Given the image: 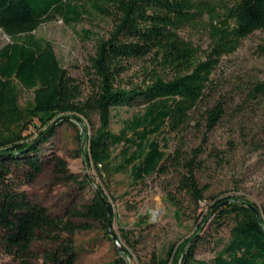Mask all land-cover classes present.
Listing matches in <instances>:
<instances>
[{
	"label": "trees",
	"instance_id": "trees-1",
	"mask_svg": "<svg viewBox=\"0 0 264 264\" xmlns=\"http://www.w3.org/2000/svg\"><path fill=\"white\" fill-rule=\"evenodd\" d=\"M89 7L110 18L112 26L97 39L85 81L62 65L50 40L33 31L56 18L67 25L77 23ZM188 25L207 30V48L182 35ZM0 28L11 36L0 48V253L11 256L16 264L76 261L74 236L83 226L53 215L22 188L43 170V145L57 126L64 121L77 124L71 119L60 121L43 137L65 114L89 122L91 134L78 137L87 144V160L102 174L127 172L139 184L167 171L169 163L183 164L187 173L181 184L199 206L205 198L195 176L199 149H193L187 159L185 138L193 122L211 131L223 119L225 95L212 106L206 104L204 110L200 105L222 88L216 75L224 57L264 29V0H0ZM133 61L147 62L140 82L123 77ZM16 82L33 92L24 105ZM233 86L234 92H245V101L264 97V80ZM135 106L140 112L124 119L120 130L114 131L113 109ZM31 125L38 127L34 138L26 133ZM172 134L178 139L173 154L166 151ZM161 135L163 143L158 139ZM54 159L59 171L67 170L63 158L54 155ZM104 197L108 205L96 191L90 202L72 209L71 215L99 220L108 233V206H113ZM169 198L181 219V207L173 196ZM226 199L231 201L224 203ZM250 204L255 203L243 197H223L209 205L203 222L214 215L217 229L230 227L228 240L212 259L197 255L202 244L211 242L198 234L200 225L190 237L171 243L165 255H154L152 264H264V217L260 222ZM46 239L55 246L37 252L34 243ZM116 264H124L121 257Z\"/></svg>",
	"mask_w": 264,
	"mask_h": 264
},
{
	"label": "rangeland",
	"instance_id": "rangeland-1",
	"mask_svg": "<svg viewBox=\"0 0 264 264\" xmlns=\"http://www.w3.org/2000/svg\"><path fill=\"white\" fill-rule=\"evenodd\" d=\"M89 9L83 20L72 25L56 18L40 23L33 31L37 37L50 40L62 65L73 76L85 81L97 39L107 35L112 26L110 18ZM181 33L202 48L210 44L208 32L202 26L188 25ZM10 41L11 36L0 28V48ZM146 63L133 61L132 67L123 75L124 79L140 82ZM216 77L221 80L222 88L216 95L208 97L200 109L204 110L206 104L212 106L223 94L227 101L223 119L211 131L203 125L195 126L193 122L185 138L187 159L192 157L193 149H199L195 176L205 198L198 207L191 193L181 184L183 174L187 173L183 164L169 163L167 171L148 176L139 184L127 172L102 174L87 160V144L85 139L78 137L79 133L91 134L87 120L75 121L76 125L64 121L44 143L45 166L22 188L33 201L46 206L53 215L69 218L83 226L74 236V264H116V259L121 257L112 235L106 232L101 221L71 215L72 209H82L100 188L113 206V228L126 248L124 255L128 264H152L154 255H165L171 243H180L190 237L200 225L198 234L206 235L211 242L202 244L197 255L212 259L215 251L228 240L230 231L227 225L217 229L214 215L203 222L209 205L218 198L243 197L264 209V97L245 101V92L233 90L237 82L249 84L264 80V29L255 31L244 39L238 51L224 57ZM16 84L20 104L24 105L32 99L33 92L18 82ZM139 112V106L113 109V130L118 132L124 119ZM26 133L34 138L38 127L31 125ZM158 139L163 143V135ZM177 146L178 139L170 135L167 153L173 154ZM54 155L66 161L67 170L63 173L56 168ZM69 173L75 177H68ZM170 195L181 207V219L176 217V205ZM53 246L55 243L49 239L34 243L37 252ZM0 264L16 263L11 256L0 253Z\"/></svg>",
	"mask_w": 264,
	"mask_h": 264
},
{
	"label": "water",
	"instance_id": "water-1",
	"mask_svg": "<svg viewBox=\"0 0 264 264\" xmlns=\"http://www.w3.org/2000/svg\"><path fill=\"white\" fill-rule=\"evenodd\" d=\"M66 119H71L77 122H82V118L78 115H72V114H65L60 116L59 118H57L51 125V127L46 131V133L43 135V137L49 133L58 122L66 120ZM84 131V128L82 129ZM84 140V139H83ZM98 194L100 195V197L102 198L103 202L108 205L106 198L104 197V195L102 194V192L98 189L97 190ZM231 201V199H226L224 203H229ZM251 208L253 209V211L256 213V215L259 217V221L262 222V218L264 217V212L262 211V209H260L258 206L254 205V204H250ZM109 209V213H110V220L108 223V231L109 233L112 235L113 240L115 242V244L117 245L119 251H120V256L123 259L125 264H128L126 257L124 255L126 248L125 246L121 243L120 238L118 236V234L116 233V231L113 228V224H112V209L108 206Z\"/></svg>",
	"mask_w": 264,
	"mask_h": 264
}]
</instances>
